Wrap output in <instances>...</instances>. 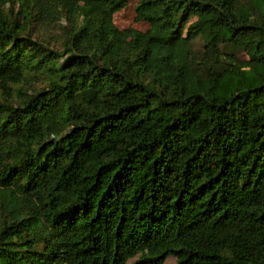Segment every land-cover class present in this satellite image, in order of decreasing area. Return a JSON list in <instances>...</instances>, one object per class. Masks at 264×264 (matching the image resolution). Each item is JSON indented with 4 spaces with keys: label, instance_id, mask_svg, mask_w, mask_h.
Masks as SVG:
<instances>
[{
    "label": "trees",
    "instance_id": "trees-1",
    "mask_svg": "<svg viewBox=\"0 0 264 264\" xmlns=\"http://www.w3.org/2000/svg\"><path fill=\"white\" fill-rule=\"evenodd\" d=\"M128 2L0 0V264H264V0Z\"/></svg>",
    "mask_w": 264,
    "mask_h": 264
},
{
    "label": "rangeland",
    "instance_id": "rangeland-1",
    "mask_svg": "<svg viewBox=\"0 0 264 264\" xmlns=\"http://www.w3.org/2000/svg\"><path fill=\"white\" fill-rule=\"evenodd\" d=\"M137 0H129L127 5L118 10L113 15V23L119 29H124L127 27H132L134 29L145 31L149 28V24L145 21L135 19V5ZM9 4H4V10L8 12ZM13 11L16 13L18 11V4L13 7ZM8 14H10L8 12ZM71 28V21L66 17V15L62 14L59 16L58 14L53 17V19H48L43 22L34 19L33 22L27 27V32L31 33V36L37 41L42 42L43 44L50 46L54 49H62L61 42L65 39L66 31ZM25 31V33H26ZM193 50L195 53L202 57V41L200 38H197L193 41L192 44ZM238 57L246 60V56L242 53L238 54ZM22 87L27 90L42 88L45 85L44 79H34L32 83H22ZM1 98V95H0ZM176 257L170 256L168 257L163 264H176Z\"/></svg>",
    "mask_w": 264,
    "mask_h": 264
},
{
    "label": "crops",
    "instance_id": "crops-1",
    "mask_svg": "<svg viewBox=\"0 0 264 264\" xmlns=\"http://www.w3.org/2000/svg\"><path fill=\"white\" fill-rule=\"evenodd\" d=\"M168 257H170V256H168ZM168 257H167V258H168ZM171 257H172V256H171ZM167 258H166V259H167ZM166 259H165V260H166ZM165 260H164V261H165ZM163 263H164V262H163ZM163 263H162V264H163Z\"/></svg>",
    "mask_w": 264,
    "mask_h": 264
}]
</instances>
